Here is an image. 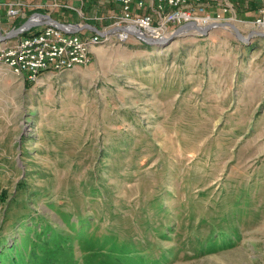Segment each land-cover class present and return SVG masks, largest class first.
I'll use <instances>...</instances> for the list:
<instances>
[{
	"label": "rangeland",
	"instance_id": "374dc122",
	"mask_svg": "<svg viewBox=\"0 0 264 264\" xmlns=\"http://www.w3.org/2000/svg\"><path fill=\"white\" fill-rule=\"evenodd\" d=\"M71 1L45 14H119ZM242 1L228 21L264 33ZM28 4L0 0V33ZM0 264H264V36L113 38L34 84L0 61Z\"/></svg>",
	"mask_w": 264,
	"mask_h": 264
},
{
	"label": "built area",
	"instance_id": "2783aa9c",
	"mask_svg": "<svg viewBox=\"0 0 264 264\" xmlns=\"http://www.w3.org/2000/svg\"><path fill=\"white\" fill-rule=\"evenodd\" d=\"M115 1L120 13L112 16L114 23L109 27L100 28L103 34L91 32L81 36L65 32L55 24H45L9 46H0V61L23 81L36 83L46 72H62L91 63L93 48L113 38L124 42L133 36L130 30H140L151 38H159L168 34L169 28L176 29L188 22L205 27L235 20L238 0ZM257 1L260 3L258 17L253 22H246L264 30V0ZM145 10L147 12H143ZM10 11L16 13L13 9ZM125 27L130 30H122Z\"/></svg>",
	"mask_w": 264,
	"mask_h": 264
},
{
	"label": "water",
	"instance_id": "95a60500",
	"mask_svg": "<svg viewBox=\"0 0 264 264\" xmlns=\"http://www.w3.org/2000/svg\"><path fill=\"white\" fill-rule=\"evenodd\" d=\"M41 16L44 18V21L41 24H55L56 26H58L59 28L63 29L65 32H74V33H78L80 31H82V29H84L85 27H92V29L95 32H98L100 34H103L102 30L99 27H95L89 23H81V24H73V28L74 30H66V24L61 23L60 21H58L57 19H55L53 16L49 15V14H45V13H40L38 12L37 16ZM38 26L37 23L35 22V20H33L32 18L27 19L22 26L17 27V28H13L10 30V32L8 33H0V42H6L9 41L12 37L18 35V34H22L24 33V31L27 30H31L32 28ZM218 26H222V27H226L229 26L232 28L233 32L236 34V37L239 40H247L249 39L251 36H253L255 33H257V35L260 36H264L263 32H259V31H255L249 35H245L243 34L239 28L231 22H223V23H212L209 26H205V27H201L198 23L195 22H188V23H184L182 24V26L177 27L173 33L171 34V36H168V38L166 39H161V38H151L149 36H147L143 31H132L130 30V28H122V30H130L133 36L138 37L139 39H142L143 41H145L148 44L154 45V44H158V45H163V44H167L169 43L171 40H173L176 36L183 34V32H187L190 30H195L198 31L200 34H207L211 28L213 27H218Z\"/></svg>",
	"mask_w": 264,
	"mask_h": 264
},
{
	"label": "crops",
	"instance_id": "0c3cea01",
	"mask_svg": "<svg viewBox=\"0 0 264 264\" xmlns=\"http://www.w3.org/2000/svg\"><path fill=\"white\" fill-rule=\"evenodd\" d=\"M36 2H38V1H40V2H42V3H32L33 2V0H28V5H30L31 7H33L34 9L33 10H35V12L33 13L34 15H37L38 14V12H40V13H42V11H44L43 13H46V12H48L47 10H45V9H48V7H51L52 5H58V6H60L61 8L62 7H65V9H69V10H72L73 12H75V13H79V14H81V11L77 8V7H75L74 6V4H75V1L74 2H72L71 0H67L68 2H66V4L65 5H62V4H59L58 2H55V3H49V2H46V1H44L43 2V0H35ZM239 1H241V4H244V3H242V2H244V1H242V0H238L237 1V3H239ZM249 2H252L253 4L252 5H254V9L253 8H251V9H253L254 11H249V13H251L252 15H253V21H254V19L256 18V17H258V15H259V7H260V3L257 1V0H248ZM114 2H115V4L117 5L116 7L117 8H119V5L116 3V1L114 0ZM40 5V6H39ZM47 7V8H46ZM51 10V9H50ZM52 12V11H51ZM118 13H120V8H119V12ZM115 14H117V13H114V14H110V16H93V17H89V16H86V17H84V18H81V19H78L79 20V22H76V21H73V19H71V18H69V19H67V16H70L69 14H67L66 15V19L67 20H60V18L58 17V16H53L51 13H49V15H51V16H53V17H55V19H57L58 21H60L61 23H63V24H66L67 26H66V28L68 29V30H74V28H73V24H81V23H89V24H91V25H93V26H97V27H99L100 28V26L98 25L99 23V21H102V20H104V19H110L113 15H115ZM35 17V16H34ZM33 17V18H34ZM71 17V16H70ZM32 18V19H33ZM77 20V21H78ZM44 21V18L43 17H39L37 20H35V22L37 23V25L38 26H36V27H34V28H32V32H36L38 29H40L43 25H45V24H41L42 22ZM102 28V27H101ZM66 29V30H67ZM91 32H95L93 29H92V27H85L84 29H82V31H80V32H78L81 36L82 35H89ZM94 49L95 48H93V52H94Z\"/></svg>",
	"mask_w": 264,
	"mask_h": 264
},
{
	"label": "trees",
	"instance_id": "16d2710c",
	"mask_svg": "<svg viewBox=\"0 0 264 264\" xmlns=\"http://www.w3.org/2000/svg\"><path fill=\"white\" fill-rule=\"evenodd\" d=\"M236 4H237V2H236ZM32 32V29L30 30V31H24V34H23V36L24 35H28V34H30ZM27 83H29V84H34V83H32V82H29V81H26Z\"/></svg>",
	"mask_w": 264,
	"mask_h": 264
},
{
	"label": "bare ground",
	"instance_id": "6f19581e",
	"mask_svg": "<svg viewBox=\"0 0 264 264\" xmlns=\"http://www.w3.org/2000/svg\"><path fill=\"white\" fill-rule=\"evenodd\" d=\"M39 17H40V16L38 15V16H36V18H33V20H37Z\"/></svg>",
	"mask_w": 264,
	"mask_h": 264
}]
</instances>
